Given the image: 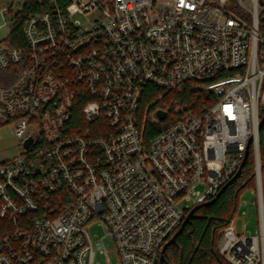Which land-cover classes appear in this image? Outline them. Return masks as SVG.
Returning a JSON list of instances; mask_svg holds the SVG:
<instances>
[{
    "label": "built area",
    "instance_id": "built-area-1",
    "mask_svg": "<svg viewBox=\"0 0 264 264\" xmlns=\"http://www.w3.org/2000/svg\"><path fill=\"white\" fill-rule=\"evenodd\" d=\"M36 1L25 46L6 39L26 0L2 7L0 68L17 76L0 85V126H13L18 152L0 161V264H100L97 250L113 264L93 223L109 232L116 264H157L187 211L239 170L251 138L258 233L233 219L218 247L228 264H264V0ZM149 84L200 91L206 108L175 104L164 120L147 110L152 124L169 120L147 141Z\"/></svg>",
    "mask_w": 264,
    "mask_h": 264
},
{
    "label": "trees",
    "instance_id": "trees-1",
    "mask_svg": "<svg viewBox=\"0 0 264 264\" xmlns=\"http://www.w3.org/2000/svg\"><path fill=\"white\" fill-rule=\"evenodd\" d=\"M58 1L61 5H65L66 3V0ZM40 6L36 0H26L25 7L18 13L15 23L10 26L11 30L6 39L9 45H26L23 33L25 18L29 13L40 11ZM16 70L17 66L9 70L0 68V85L11 84L16 79ZM204 97V94L200 91L189 90L185 94L179 95L164 91L151 84L147 85L143 93L141 105H139V120L145 139L148 141L154 138L169 124V120L160 125L152 124L148 118H145L147 110L151 112L164 108L170 111L175 104H181L187 109H191L192 107L199 114L206 108V104L203 102ZM84 104L85 101L83 100L77 102L73 118L69 122L72 126L82 122ZM94 133L97 134L98 131L95 130ZM260 146L262 170L264 171V145L262 138ZM250 183L256 185L255 161L252 151L241 171L240 177L230 184L213 203L199 206L184 226V220L182 221L174 233H178L176 242L169 244L164 253V258H162L161 254L157 264H228L219 253V240L225 227L234 219L240 193ZM190 210L187 211L186 215ZM4 227L5 221L0 218V231Z\"/></svg>",
    "mask_w": 264,
    "mask_h": 264
},
{
    "label": "rangeland",
    "instance_id": "rangeland-1",
    "mask_svg": "<svg viewBox=\"0 0 264 264\" xmlns=\"http://www.w3.org/2000/svg\"><path fill=\"white\" fill-rule=\"evenodd\" d=\"M13 0H0V10L2 6L11 4ZM158 2H163L164 0H157ZM19 4L15 3L14 8H18ZM10 19H13L12 13L9 14ZM4 23L3 19L0 16V26ZM7 33L6 27H2L1 34L2 36ZM150 115H155V111L149 112ZM261 138L264 145V128L261 129ZM18 139L13 133V126L11 124H5L0 126V161L13 158L17 152ZM256 185L250 183L245 187L239 196L238 208L234 216V225L237 228V231H245L248 235H254L258 233V213L256 207ZM205 189L204 185L196 187V190L203 192ZM194 198L184 199L179 203L180 208L185 209L187 206H194ZM246 226L244 227V225ZM89 232L93 240L101 241L104 248L110 251V257L113 264L117 263V257L114 247V243L111 239L109 232L106 227L101 223H93L89 226ZM220 241V240H219ZM97 262L100 264H108L106 257L99 250L96 251Z\"/></svg>",
    "mask_w": 264,
    "mask_h": 264
},
{
    "label": "water",
    "instance_id": "water-1",
    "mask_svg": "<svg viewBox=\"0 0 264 264\" xmlns=\"http://www.w3.org/2000/svg\"><path fill=\"white\" fill-rule=\"evenodd\" d=\"M157 115L160 119L164 120L167 115H168V110L166 109H157ZM264 126V114H262V118L260 120V123H259V129L261 130ZM32 142V138H28V140L26 141V145L29 146ZM250 142H252V138L250 139L249 141V145H248V148L246 150V153H245V157H244V160H243V163L241 165V167L239 168V170L236 172V174L231 178L230 181H228L218 192L217 194L212 198L210 199V201H206L204 203H201V204H198V205H195L190 211L189 213L185 216V219L183 221V226L184 224L186 223V221L188 219H190V217L194 214V212L196 211V209L201 206V205H208V204H211L213 203L223 192L224 190L230 185L232 184L235 180H237L240 175H241V171L243 170V167L245 166L246 164V161L248 160L249 158V146H250ZM177 236H178V233L174 234L172 236V238L164 245L163 249H162V258H164V253L167 249V247L169 246V244H172V243H175L176 242V239H177Z\"/></svg>",
    "mask_w": 264,
    "mask_h": 264
},
{
    "label": "crops",
    "instance_id": "crops-1",
    "mask_svg": "<svg viewBox=\"0 0 264 264\" xmlns=\"http://www.w3.org/2000/svg\"><path fill=\"white\" fill-rule=\"evenodd\" d=\"M2 7H3V6H2ZM0 16H1V18L3 19V21H4V14H3V12H2V8H1V10H0ZM3 24H4V23H3ZM3 24L0 26V32H1L2 27H4Z\"/></svg>",
    "mask_w": 264,
    "mask_h": 264
}]
</instances>
